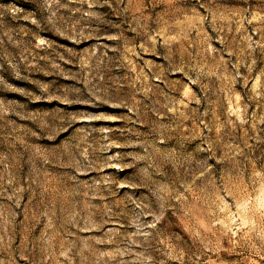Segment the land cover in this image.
I'll list each match as a JSON object with an SVG mask.
<instances>
[{"label": "rangeland", "instance_id": "rangeland-1", "mask_svg": "<svg viewBox=\"0 0 264 264\" xmlns=\"http://www.w3.org/2000/svg\"><path fill=\"white\" fill-rule=\"evenodd\" d=\"M0 264H264V0H0Z\"/></svg>", "mask_w": 264, "mask_h": 264}]
</instances>
